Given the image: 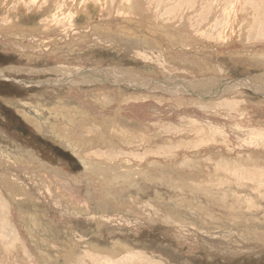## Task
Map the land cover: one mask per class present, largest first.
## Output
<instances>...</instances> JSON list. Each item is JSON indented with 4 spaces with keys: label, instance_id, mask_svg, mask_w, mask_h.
<instances>
[{
    "label": "rangeland",
    "instance_id": "rangeland-1",
    "mask_svg": "<svg viewBox=\"0 0 264 264\" xmlns=\"http://www.w3.org/2000/svg\"><path fill=\"white\" fill-rule=\"evenodd\" d=\"M121 3L149 16L126 18ZM73 26L81 35L69 42ZM58 63L97 67L94 79L82 75L97 81L55 86L61 72L46 70ZM0 69V154L10 162L0 163V264H264V0H0ZM124 70L142 77L137 84L148 80V90L120 91ZM108 89L116 101L104 105L99 93ZM67 92L93 100L82 104L97 119L87 123H97L91 136L116 121L112 130L124 137L105 135L97 155L150 159L145 170L135 164L123 176L110 162L108 185L87 178L82 144L51 111ZM1 173L32 197L15 202L17 187Z\"/></svg>",
    "mask_w": 264,
    "mask_h": 264
},
{
    "label": "bare ground",
    "instance_id": "bare-ground-1",
    "mask_svg": "<svg viewBox=\"0 0 264 264\" xmlns=\"http://www.w3.org/2000/svg\"><path fill=\"white\" fill-rule=\"evenodd\" d=\"M9 2V1H8ZM120 3V2H119ZM119 3H117L118 5H119ZM74 4V3H73ZM116 4V5H117ZM78 8V7H77ZM82 8L83 7H81L80 9L82 10ZM69 9V8H68ZM74 9V8H73ZM117 9V8H116ZM80 10V11H81ZM118 10H119V12L120 13H122L123 15H124V17H126V16H128V15H130V14H132V20H134V17H136L139 21H140V19L142 20V21H144V19L146 20L147 19V17L149 16H147V15H144L143 14V12H137V10H136V8L134 7V6H130V5H123V3H121L120 4V6L118 7ZM129 10H131V11H129ZM68 11V10H67ZM69 11H70V9H69ZM77 11V10H76ZM72 12V11H71ZM78 13V12H77ZM129 13V14H128ZM126 14H128V15H126ZM126 15V16H125ZM150 16L152 17V14H150ZM55 17H57L56 15H55ZM129 17V16H128ZM123 18V17H122ZM127 18V17H126ZM131 18V17H130ZM74 19V18H73ZM149 19V18H148ZM72 20V19H71ZM124 20V19H123ZM129 20H131V19H129ZM127 21V20H126ZM150 21V20H149ZM12 22V24H14V22L13 21H11ZM144 23V22H143ZM155 23V22H154ZM159 23V22H158ZM76 24V23H75ZM142 24V23H141ZM152 24V23H151ZM15 25V24H14ZM146 25H148V24H146ZM167 25V24H166ZM9 26V25H8ZM17 26V25H16ZM96 26H97V24H96ZM150 26V25H149ZM11 27V26H10ZM74 28H72L70 31H69V35L66 37H64V39H66V40H71L72 38H73V35H71V34H74V33H78L79 34V36L81 35V33L78 31V30H76V29H78V28H76L75 26H73ZM97 27H99V26H97ZM153 27V26H152ZM155 27V26H154ZM45 28V27H44ZM148 29H150V27H147ZM177 28V27H176ZM11 29V28H10ZM13 29V28H12ZM11 29V30H12ZM16 29V28H15ZM89 29V28H88ZM95 29V32H93L92 31V33H96L97 32V28H94ZM155 29V28H154ZM153 29V30H154ZM3 30H4V28H3ZM9 30V29H8ZM10 30V31H11ZM21 30V29H20ZM90 30V29H89ZM106 30V29H105ZM109 30H111L110 28L108 29V31ZM126 30V29H125ZM153 30L152 31H149L148 32V35L149 34H151V33H153ZM158 30H160L161 31V29H158ZM14 31H16V30H14ZM23 31V30H22ZM21 31V32H22ZM34 31V30H33ZM32 31V32H33ZM36 32H37V29L35 30ZM112 31V30H111ZM132 31H134V30H132ZM6 32V31H5ZM119 32V31H118ZM126 33H129V32H131V29H129V30H126L125 31ZM151 32V33H150ZM12 33V32H11ZM14 33V32H13ZM67 33V32H66ZM10 34V33H9ZM26 33H24L23 35V39H29V40H33L34 41V36L33 35H31V34H27V35H25ZM170 34V33H169ZM5 35V34H4ZM16 35V34H15ZM71 35V36H70ZM131 35V34H130ZM17 36V35H16ZM21 36V35H20ZM74 36H76V35H74ZM132 36V35H131ZM152 35H149L148 37L150 38V39H152V38H154V37H151ZM57 37V36H56ZM62 37V38H63ZM82 37V36H81ZM96 37V36H95ZM18 38V37H17ZM75 38V37H74ZM78 38V37H77ZM23 39H21L19 42H21V43H25V40H23ZM81 39V38H80ZM85 39V38H84ZM87 39V38H86ZM95 39V38H94ZM143 39H144V37H143ZM42 40V41H41ZM43 40H46V39H38L36 42H38L39 41V43L38 44H40L43 48V51H45V41H43ZM67 41V42H68ZM87 41V40H86ZM95 41H96V39H95ZM99 41V40H98ZM147 41H148V39H147ZM187 41V40H186ZM70 42V41H69ZM82 42V41H81ZM18 43V42H17ZM27 43V42H26ZM103 43V42H102ZM101 43V44H102ZM106 43H108V42H106ZM110 43V42H109ZM13 44V43H12ZM91 44V43H90ZM90 44H88V45H90ZM171 44V43H170ZM17 45V44H16ZM66 45V44H65ZM110 45V44H109ZM105 46V45H104ZM171 46V45H170ZM87 48V47H86ZM115 48V47H114ZM37 49H39V48H37ZM41 49V48H40ZM117 50V49H116ZM30 51H32V50H30ZM29 51V52H30ZM29 52H28V54H29ZM62 52V51H61ZM60 52V53H61ZM36 53H37V50H36ZM44 53V52H43ZM59 53V54H60ZM167 53V52H166ZM66 55V54H65ZM71 56H72V54H70ZM249 55V54H248ZM258 55H260V54H258ZM134 56V55H133ZM133 56H131V57H133ZM251 56V55H250ZM31 57V56H30ZM38 57V56H37ZM50 57V56H49ZM144 57V56H143ZM32 58V57H31ZM35 58V57H34ZM29 60V59H28ZM165 60V59H164ZM139 61V60H138ZM146 62V61H145ZM59 64V63H58ZM27 66V65H26ZM29 66H31V65H29ZM17 67V66H16ZM20 67V66H19ZM53 68H56V69H53ZM94 67H90V68H87V69H84V68H82V69H80L78 66H69V65H65V64H59V65H56V67H52L51 69H48V70H46V71H48V73L50 72H52V73H58V72H61V73H59V74H57L56 76H58V77H56L55 79H56V83L54 84L55 86H59V85H62V84H70V85H73V86H81L82 85V82L79 80V79H81L82 80V75L84 76V75H89L92 79H94V76L97 74L96 72H95V70H97V67H95L94 69H93ZM104 68H107V67H104ZM109 68V67H108ZM114 68V67H113ZM3 69V68H2ZM2 69H0V77H5L6 75H5V70H2ZM15 69V68H14ZM29 69V68H28ZM27 69V70H28ZM33 69H34V67H33ZM120 69V68H119ZM125 69V68H124ZM16 70H17V68H16ZM20 71H21V69H19ZM77 70H79V71H81V72H79V71H77ZM84 70V71H83ZM101 70H102V68H101ZM109 70V69H108ZM46 71H44V72H46ZM104 71V70H103ZM125 71V70H124ZM33 72H36V70L35 71H33ZM110 72V71H109ZM108 72V73H109ZM125 73L126 74H130L129 76H127V78H126V76H123L122 74L120 75L121 76V78H124V80H122V81H120V80H117V88L121 91L122 89H123V87L124 88H129V90H130V88H133V89H140L141 91H142V93H144L145 91H147L148 90V88H147V86L149 87V85L148 84H145V83H148V80L147 81H145L144 83H141V84H137V83H135L137 80H135L134 79V77H136L138 80L140 79V78H142L140 75H138V74H134L132 71H125ZM31 74V73H30ZM35 74H37V73H35ZM34 74V75H35ZM66 74H68V75H66ZM102 74V73H101ZM104 74V73H103ZM114 74V73H113ZM99 75V74H98ZM142 75V74H141ZM173 75V74H172ZM32 76V75H31ZM103 76V75H102ZM143 76V75H142ZM108 77L109 78H111L112 79V77L110 76V75H108ZM129 77V78H128ZM86 78V77H85ZM102 78V77H101ZM148 78V77H147ZM13 79V78H12ZM104 78H102V80H103ZM145 79V78H144ZM155 78H152V79H149V81H153ZM110 80V79H109ZM108 79H105V81H107L106 83H109L110 81H109ZM146 80V79H145ZM82 81H84V80H82ZM96 81L97 80H95V82H92V81H84L85 82V84H87V87H89L90 88V86H92L93 84H95L96 83ZM163 81V80H162ZM204 81V80H203ZM18 82V81H17ZM22 82H25L26 83V85H34V86H39V85H41V84H45V81L44 80H31V79H27V80H23ZM157 82H159V81H157ZM20 83V82H19ZM101 83H103L104 84V82H101ZM114 83V82H113ZM202 83V82H201ZM245 83V82H244ZM179 84H180V82H179ZM105 85H108L109 87H113L114 85L113 84H105ZM152 85H153V83H152ZM199 85V84H198ZM194 86V85H193ZM193 86H188L189 88H195V86L193 87ZM211 86V85H210ZM209 86V87H210ZM32 87V86H31ZM151 88H153V87H151ZM183 88V87H182ZM207 88V87H206ZM109 90V89H108ZM108 90H106V91H103L102 93H99V96H102L103 98H104V102H102L104 105L105 104H113V100L114 101H116L115 99H111V95L113 94V89H112V91H108ZM126 90V89H125ZM125 90H122V91H125ZM128 90V89H127ZM153 90V89H152ZM202 90H204V92H205V94H206V91H205V88L204 89H202ZM231 90V89H230ZM90 91V90H89ZM140 91V92H141ZM91 92V91H90ZM99 91H97V93H98ZM115 92V91H114ZM138 92H139V90H138ZM139 92V93H140ZM151 92V91H150ZM58 93V95H59V93L60 92H57ZM69 95H68V97L69 98H73V99H66V97L65 96H63L64 97V99H62V97L61 98H58V99H56L55 101H56V103H55V105H54V107H52V112H54V113H57L58 114V116L57 117H59L60 115H61V117H63L64 119V121H63V125H62V123H60L61 125H62V127L60 128V131L62 132V131H66L65 133L68 135V136H70L71 138H72V140H73V143L74 144H76V145H81L82 144V147H83V149H81L80 150V148H79V146H78V148H79V150L81 151V153H80V159L82 160V162L83 161H85V163H84V166L85 165H87L86 166V168H85V173L87 174V178H88V176L89 177H93L94 179H96V177H97V174L98 175H100V176H103L104 177V179H103V181H107V176L110 174L109 173V168H110V166H111V164H109L110 162L112 163V162H118L119 161V163H121V168L123 169V176L124 175H126V173H130V171H136V170H134V169H136V168H134V169H132L131 170V168H133V167H135L136 165L135 164H137V166L138 167H140V168H143L144 170H145V167L144 166H147V164H149V163H146L145 165H144V163L145 162H150V159L148 160V161H145L144 163L143 162H141V163H137L136 161H132L131 163H130V160H128V159H130V158H126V157H121V155L120 154H123V153H121L120 151L121 150H116V152H119V153H113V152H110V151H108V150H106V151H104L103 152V157H99V155H97V142L98 143H100L102 140H103V138H105V135H106V137H109L110 139L109 140H115V142H117V140L118 139H123L124 137H121V135H119V134H117V133H115V132H113V130H112V127L113 126H115V127H117L118 125H116L115 124V122L116 121H109L108 122V124H109V126H111L110 128H111V132L110 133H107L106 132V129L103 127V130H102V132L103 133H101V134H99L98 135V133L97 134H94L93 136H91V134H89V132L91 131V129H90V127L89 126H95V127H97V123L95 122L94 124H92V125H88L87 123H89V122H94V120L95 119H93V117L92 118H90L89 116H88V114H90V113H86L85 112V110L87 109H85L84 108V106H82V104L83 103H81V101L82 100H80V99H76V98H74L73 96H75L76 94L74 93V92H67ZM129 93V92H128ZM127 93V94H128ZM203 93V92H202ZM211 93V92H210ZM118 94H120V92L118 93ZM122 94V93H121ZM133 94H135L134 93V91H133ZM138 94V93H137ZM209 94V93H208ZM39 95V94H38ZM44 96H45V94H43ZM57 95V96H58ZM90 95H92V94H90ZM123 95V94H122ZM124 95H126V94H124ZM132 95V94H131ZM204 95V94H203ZM113 96V95H112ZM115 97H116V95H114ZM113 96V97H114ZM135 96V95H134ZM96 97H98V96H96ZM129 97V96H128ZM139 97V96H138ZM161 97V96H160ZM130 98V97H129ZM128 98V99H129ZM134 98H137L136 96L134 97ZM83 99V98H82ZM98 100L100 99V98H97ZM96 99V101H97V104L98 103H100V101H98ZM122 100V99H121ZM129 100H131V99H129ZM128 100V101H129ZM128 101H126L127 102V104H128ZM83 102V101H82ZM119 102H121L120 101V99H119ZM101 103V104H102ZM119 104H121V103H119ZM119 104H117V105H119ZM85 105V104H84ZM100 106H102V105H100ZM124 106V105H123ZM122 106V107H123ZM51 108V107H50ZM89 109V108H88ZM51 111H49V112H51ZM89 112V111H88ZM54 115H56V114H54ZM115 115V114H114ZM53 116V115H52ZM86 116V117H85ZM54 117V116H53ZM60 117V118H61ZM118 117V116H117ZM97 118V117H96ZM104 119L105 120H110V118L108 117V116H104ZM36 120V119H35ZM99 120V119H98ZM58 121V120H57ZM61 121V120H60ZM95 121H97V119L95 120ZM120 121V120H119ZM118 123V122H117ZM81 124H83L81 127H80V125ZM58 126H59V123H58ZM54 127H56V126H54ZM80 127V128H79ZM57 128H59V127H57ZM79 128V129H78ZM92 128V127H91ZM128 128V127H127ZM56 129V128H55ZM139 129V128H138ZM146 129V128H145ZM106 133V134H105ZM64 134V133H63ZM64 136V135H63ZM68 136H67V138H68ZM148 136L147 135H145L144 136V139H146ZM75 138V139H74ZM106 139V138H105ZM98 140V141H97ZM105 142V141H104ZM142 144L144 143H146V141H142L141 142ZM143 144V145H144ZM75 145V146H76ZM95 145V148H96V150H93V151H91L90 149H91V147H93ZM146 145H148V144H146ZM81 147V146H80ZM103 147H109V146H103ZM129 149L131 150L132 149V146L131 147H129ZM124 150H125V147H124ZM117 154V155H116ZM127 154H129V153H124V155H127ZM151 158V157H150ZM17 159V158H16ZM146 159V158H145ZM144 159V160H145ZM20 160V159H19ZM139 162V161H138ZM0 163H1V165H5V163L6 164H10V162H8V161H5L3 158H2V155L0 154ZM44 164H46V163H44ZM44 164H43V166H44ZM36 165V164H35ZM16 166V165H15ZM22 166H24L25 168H29V169H32V170H35V171H38L40 174H42V172L44 173V171H46V170H41V168L40 169H38V167H37V170L35 169V168H32V167H30V166H25L23 163H22ZM48 166V165H47ZM17 167V166H16ZM15 167V168H16ZM20 167V166H19ZM128 167V168H127ZM114 168H118V167H114ZM161 169H158V170H156V168H155V170L157 171V172H159V173H162V167H160ZM44 169V168H43ZM48 169V168H47ZM121 170V169H120ZM152 170V169H151ZM164 170V169H163ZM154 172V171H153ZM156 172V173H157ZM29 173V172H28ZM59 173V172H58ZM136 173V172H135ZM143 173H145V172H143ZM147 173V172H146ZM150 173L151 172H149V175H150ZM2 174V177L5 179V183L4 184H9V183H11V184H9V185H14V186H16L17 187V190H15V192L13 191V194L15 195V196H19V197H21L20 195H22V197H24V198H26V197H29V198H31L30 196H28V194H25V195H23L24 193H25V191H22V188H19V186H21V184L19 185L17 182H14V181H17V179H16V177H14V176H7L8 174H3V173H1ZM62 174V173H61ZM67 174V173H66ZM78 174V173H77ZM84 174V173H83ZM119 174V173H118ZM121 174V173H120ZM133 174V173H132ZM152 174V173H151ZM158 174V173H157ZM13 175V174H12ZM17 175V174H16ZM35 175V174H34ZM45 175H46V173H45ZM122 175V174H121ZM127 175H129V174H127ZM1 176V175H0ZM47 176V175H46ZM54 176V175H53ZM67 176H69V175H67ZM85 176V175H84ZM130 176H132V175H130ZM154 176V175H153ZM152 176V177H153ZM62 178H63V176H61ZM60 177V178H61ZM71 177V176H70ZM75 177V176H74ZM151 177V176H150ZM155 177V176H154ZM156 177H157V175H156ZM47 178V177H46ZM86 178V179H87ZM119 178V177H118ZM131 178V177H130ZM21 179V178H20ZM72 179V178H71ZM80 179V178H79ZM84 179V178H83ZM90 179V178H89ZM156 179V178H155ZM118 180V179H117ZM79 181V180H78ZM82 181V180H81ZM122 181V180H121ZM124 181V180H123ZM196 181V180H195ZM84 182V181H83ZM108 182L109 181H107V185H108ZM120 182V181H119ZM15 183V184H14ZM41 183V182H40ZM46 182L43 180V186H45L46 187V189L49 187V182L47 181V184H45ZM70 183V182H69ZM111 183V182H110ZM116 183V182H115ZM72 184V183H71ZM111 184H113V182L111 183ZM110 184V185H111ZM123 184H124V182H123ZM2 185H3V183H2ZM43 186H42V189H44V196H49V193L51 192H49V190L47 191L45 188H43ZM68 186V185H67ZM95 186H97V183L95 184ZM126 186V185H125ZM7 187V186H6ZM105 187V189L107 188L106 187V185L104 186ZM108 187H110V186H108ZM124 187V186H123ZM122 187V188H123ZM3 188H5V187H3ZM10 188H11V186H10ZM51 188V187H50ZM49 188V189H50ZM206 188V187H205ZM208 188V187H207ZM208 189H210V188H208ZM51 190V189H50ZM110 190V189H109ZM115 191V190H114ZM209 191V190H208ZM27 193V192H26ZM118 193V192H117ZM207 193V192H206ZM33 194V193H32ZM122 194V193H121ZM199 194V193H198ZM27 195V196H26ZM50 196H52L51 194H50ZM94 196V195H93ZM19 197L18 198H14V200H15V202H18V200H19ZM97 197V196H96ZM50 198V197H49ZM58 198V197H57ZM57 198H55L54 196H52V199H56L57 200ZM120 199V198H119ZM23 200V199H22ZM59 200H60V198H59ZM105 200V199H104ZM188 201V200H187ZM126 202V201H125ZM56 203H59V204H61V201H57ZM62 203H64V202H62ZM109 203V202H108ZM121 203V202H120ZM123 203V202H122ZM129 204V203H128ZM145 204V203H144ZM37 205V204H36ZM160 205H163L162 203L160 204ZM63 206V205H62ZM156 206V205H155ZM240 206V205H239ZM38 207V206H37ZM133 207V206H132ZM131 207V208H132ZM140 208V207H139ZM77 209V208H76ZM129 209H130V207H129ZM134 209V208H133ZM165 209V208H164ZM177 209V208H176ZM73 210V209H72ZM88 210V209H87ZM122 210V209H121ZM120 210V211H121ZM123 211V210H122ZM127 211V210H126ZM73 212V211H72ZM130 212V211H129ZM133 212V211H132ZM134 212H135V210H134ZM161 212H162V210H161ZM30 213V212H29ZM94 213V212H93ZM121 213H123V212H121ZM141 213V212H140ZM164 214V213H163ZM33 214H31V216H32ZM146 215V214H145ZM129 216V215H128ZM149 216V215H148ZM27 218V217H26ZM156 218V217H155ZM29 220V219H28ZM32 221L35 223V225H40V223H39V219H37L36 218V216H32ZM33 223V224H34ZM43 225H44V223H43ZM41 227V226H40ZM45 226H43V228H44ZM34 230V229H33ZM121 237V236H120ZM116 243V242H115ZM116 246H121V244L118 242L117 244H116Z\"/></svg>",
    "mask_w": 264,
    "mask_h": 264
},
{
    "label": "crops",
    "instance_id": "crops-1",
    "mask_svg": "<svg viewBox=\"0 0 264 264\" xmlns=\"http://www.w3.org/2000/svg\"><path fill=\"white\" fill-rule=\"evenodd\" d=\"M82 95V94H81ZM82 97H83V95H82ZM83 102V104H85V106L88 108L89 106H95V105H93V100L92 99H84L83 98V100H82ZM115 127V126H114ZM79 158H81L80 156H79Z\"/></svg>",
    "mask_w": 264,
    "mask_h": 264
},
{
    "label": "flooded vegetation",
    "instance_id": "flooded-vegetation-1",
    "mask_svg": "<svg viewBox=\"0 0 264 264\" xmlns=\"http://www.w3.org/2000/svg\"><path fill=\"white\" fill-rule=\"evenodd\" d=\"M13 80L17 82V80H16V79H14V78H13Z\"/></svg>",
    "mask_w": 264,
    "mask_h": 264
}]
</instances>
